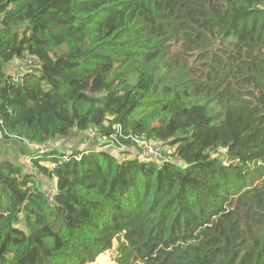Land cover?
<instances>
[{"label":"trees","instance_id":"1","mask_svg":"<svg viewBox=\"0 0 264 264\" xmlns=\"http://www.w3.org/2000/svg\"><path fill=\"white\" fill-rule=\"evenodd\" d=\"M0 128V264H264V0H0Z\"/></svg>","mask_w":264,"mask_h":264},{"label":"rangeland","instance_id":"2","mask_svg":"<svg viewBox=\"0 0 264 264\" xmlns=\"http://www.w3.org/2000/svg\"><path fill=\"white\" fill-rule=\"evenodd\" d=\"M31 61V60H28V62ZM95 136L94 133H89L88 134V137H89V140L92 141L93 137ZM80 139V137H77L75 140L73 139V141L71 140L72 144L73 145H77V141ZM106 145H109L108 149H111V152L115 155V156H118L119 154L114 150L116 148L113 147L112 145V142L110 140H108L106 142ZM99 147H102V146H99ZM0 148L1 150L3 151H7L8 152V156L10 158H13L14 159V156H17V150H16V147L12 144H8V145H3L0 143ZM113 149V150H112ZM164 150V149H163ZM22 163L23 160L21 159L20 160ZM41 185L43 187H45L46 189H51L52 186H51V182L46 179V178H41ZM90 264H115L114 260L109 256V253H105L101 256H99L94 262L90 263Z\"/></svg>","mask_w":264,"mask_h":264},{"label":"built area","instance_id":"3","mask_svg":"<svg viewBox=\"0 0 264 264\" xmlns=\"http://www.w3.org/2000/svg\"><path fill=\"white\" fill-rule=\"evenodd\" d=\"M3 132H4V130H2V128H0V139L3 135ZM139 144L142 146L143 150L145 151V153L147 155H150L152 158L159 157L158 152H157L158 149H154L152 146L148 145L144 141L139 142ZM163 152H164V150H163ZM163 152H162L161 157H163Z\"/></svg>","mask_w":264,"mask_h":264}]
</instances>
